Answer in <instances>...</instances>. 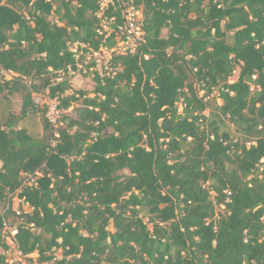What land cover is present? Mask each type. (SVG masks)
Listing matches in <instances>:
<instances>
[{"label":"trees","instance_id":"1","mask_svg":"<svg viewBox=\"0 0 264 264\" xmlns=\"http://www.w3.org/2000/svg\"><path fill=\"white\" fill-rule=\"evenodd\" d=\"M112 1L118 18L143 7L145 43L73 90L54 79L74 44H103L101 0H0V65L18 75L0 91L21 94L20 117H44L38 138L0 127V208L20 189L33 208L0 213V247L14 216L39 263L264 264V0ZM46 91L65 112L56 146L33 102Z\"/></svg>","mask_w":264,"mask_h":264},{"label":"built area","instance_id":"2","mask_svg":"<svg viewBox=\"0 0 264 264\" xmlns=\"http://www.w3.org/2000/svg\"><path fill=\"white\" fill-rule=\"evenodd\" d=\"M111 5H114L112 0H101L99 11L96 14L98 19L97 34L103 38L101 47L98 50H93L84 44H74L71 52L75 64L58 72L54 79L55 84L64 81L71 82L75 77H95L97 72L113 77L121 71L120 67L113 65L112 60L114 57L134 55L145 43L143 7H127L126 4H123L122 15L118 18L117 15L108 13ZM17 77L16 73L6 70L0 65V84L12 81ZM33 102L36 107L46 110V118L55 130V139L52 141V146H56L59 138L57 130L64 126L63 116L65 112L60 108V100L51 98L49 91H46L45 93H33ZM37 175L41 176L40 173H37ZM37 175L25 174L22 188L33 186ZM21 191L22 189L8 195L7 207L1 213L3 217L9 209L17 217L27 213L23 209L28 208L30 205L19 197ZM230 196L231 193L229 192L227 202L230 201ZM4 220L3 236L6 248L2 251V254L6 257L5 264H48L47 262L39 263L38 259L29 261L31 255H23L19 248L16 238L17 228L11 227L10 219L4 218Z\"/></svg>","mask_w":264,"mask_h":264},{"label":"crops","instance_id":"3","mask_svg":"<svg viewBox=\"0 0 264 264\" xmlns=\"http://www.w3.org/2000/svg\"><path fill=\"white\" fill-rule=\"evenodd\" d=\"M77 78H79L78 86H82L86 81H91V78L75 77L71 81L72 87L77 88ZM92 82V81H91ZM88 83V82H87ZM93 88V87H92ZM88 90H91L88 89ZM23 107V98L19 92L9 88H3L0 91V127L4 131L11 128L24 129L32 137L38 138L43 135L44 117L40 111L29 112L24 117H20ZM2 163L0 162V168Z\"/></svg>","mask_w":264,"mask_h":264},{"label":"rangeland","instance_id":"4","mask_svg":"<svg viewBox=\"0 0 264 264\" xmlns=\"http://www.w3.org/2000/svg\"><path fill=\"white\" fill-rule=\"evenodd\" d=\"M207 4V1L206 2H204V5H206ZM53 19H55V17L53 16L52 17ZM222 26H224V23H222ZM239 74H240V67H237L236 68V70H235V72H234V75H233V77L230 79V82H234V81H236L237 79H238V77H239ZM84 78H86L85 80H87V78L88 77H84ZM89 78H91V81L89 82V81H86V83L84 84V85H82V86H78V84H79V78H77V82H75V84H77V88L75 89L74 87H73V90H88V89H92V87L94 86V81H93V79H94V77H89ZM88 82V83H87ZM218 104H222V101L221 100H218ZM76 107H77V105L76 104H74L70 109H69V112L72 114V115H76ZM229 131L233 134V135H237V133H236V131H235V129H234V127L233 126H230V128H229ZM261 168H264V166H262ZM216 195L215 194H212V199H214V201H216ZM24 211H26L27 213H31L32 211H33V208L31 207V206H28V208L26 207L25 209H23ZM2 211H3V209L2 208H0V213H2ZM225 214V206L224 205H221V206H216V217H221L222 215H224ZM18 222H19V219L18 218H16V217H14V216H11V227H13V228H15L16 226H17V224H18ZM4 249L3 248H1L0 247V253L3 251ZM55 256L57 257V258H62V250H58V251H56V253H55ZM31 259H29V261H32V260H37L38 259V254L37 253H34V254H32L31 255V257H30Z\"/></svg>","mask_w":264,"mask_h":264}]
</instances>
